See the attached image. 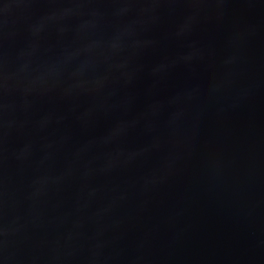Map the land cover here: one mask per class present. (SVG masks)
<instances>
[{"label":"water","instance_id":"obj_1","mask_svg":"<svg viewBox=\"0 0 264 264\" xmlns=\"http://www.w3.org/2000/svg\"><path fill=\"white\" fill-rule=\"evenodd\" d=\"M0 264H264V0H0Z\"/></svg>","mask_w":264,"mask_h":264}]
</instances>
